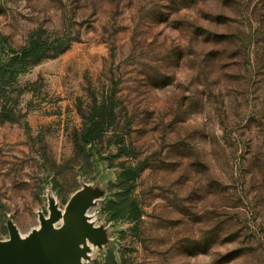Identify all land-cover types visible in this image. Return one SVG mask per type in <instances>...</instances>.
Segmentation results:
<instances>
[{"label": "rangeland", "instance_id": "374dc122", "mask_svg": "<svg viewBox=\"0 0 264 264\" xmlns=\"http://www.w3.org/2000/svg\"><path fill=\"white\" fill-rule=\"evenodd\" d=\"M34 42L0 79V244L75 198L81 264H264V0H0V67Z\"/></svg>", "mask_w": 264, "mask_h": 264}, {"label": "water", "instance_id": "95a60500", "mask_svg": "<svg viewBox=\"0 0 264 264\" xmlns=\"http://www.w3.org/2000/svg\"><path fill=\"white\" fill-rule=\"evenodd\" d=\"M60 220L59 229L56 220H42L40 231L24 239L12 229L11 241L0 244V264H81L80 244L90 238L83 206L73 198Z\"/></svg>", "mask_w": 264, "mask_h": 264}, {"label": "trees", "instance_id": "16d2710c", "mask_svg": "<svg viewBox=\"0 0 264 264\" xmlns=\"http://www.w3.org/2000/svg\"><path fill=\"white\" fill-rule=\"evenodd\" d=\"M53 47L48 42H34L28 48H25L22 52L15 49H11L12 56L9 59L6 67H0V79L3 72L19 64L27 63L29 59H34L50 50ZM18 67V66H17ZM17 69V68H16ZM142 167L139 165L136 168L124 169L120 174L121 180H133L137 174L141 171ZM107 210L113 214L114 218L132 217L137 218L140 214L139 208L136 203L128 197V193L123 194V197L119 200L111 201ZM110 264H117L114 260L110 261Z\"/></svg>", "mask_w": 264, "mask_h": 264}, {"label": "bare ground", "instance_id": "6f19581e", "mask_svg": "<svg viewBox=\"0 0 264 264\" xmlns=\"http://www.w3.org/2000/svg\"><path fill=\"white\" fill-rule=\"evenodd\" d=\"M32 229V228H31ZM29 232V231H28ZM19 235H20V238L21 239H24L25 238V236H23V235H21V233H19Z\"/></svg>", "mask_w": 264, "mask_h": 264}]
</instances>
